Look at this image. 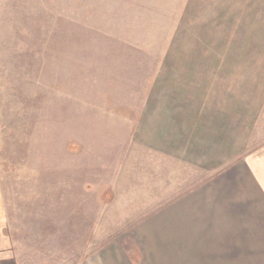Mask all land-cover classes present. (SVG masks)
Instances as JSON below:
<instances>
[{"label":"rangeland","instance_id":"rangeland-1","mask_svg":"<svg viewBox=\"0 0 264 264\" xmlns=\"http://www.w3.org/2000/svg\"><path fill=\"white\" fill-rule=\"evenodd\" d=\"M187 2L0 0V264L137 257L129 139Z\"/></svg>","mask_w":264,"mask_h":264},{"label":"crops","instance_id":"crops-1","mask_svg":"<svg viewBox=\"0 0 264 264\" xmlns=\"http://www.w3.org/2000/svg\"><path fill=\"white\" fill-rule=\"evenodd\" d=\"M178 21L129 139L138 254L113 262L264 264V0H188Z\"/></svg>","mask_w":264,"mask_h":264}]
</instances>
